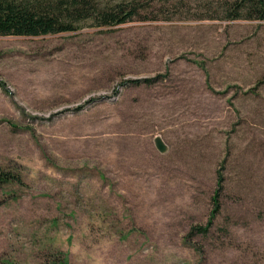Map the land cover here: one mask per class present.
I'll return each instance as SVG.
<instances>
[{
  "label": "rangeland",
  "instance_id": "rangeland-1",
  "mask_svg": "<svg viewBox=\"0 0 264 264\" xmlns=\"http://www.w3.org/2000/svg\"><path fill=\"white\" fill-rule=\"evenodd\" d=\"M220 6L0 35V264H199L218 172L202 264H264V20Z\"/></svg>",
  "mask_w": 264,
  "mask_h": 264
},
{
  "label": "trees",
  "instance_id": "trees-1",
  "mask_svg": "<svg viewBox=\"0 0 264 264\" xmlns=\"http://www.w3.org/2000/svg\"><path fill=\"white\" fill-rule=\"evenodd\" d=\"M173 0H0V35L41 36L71 32L90 22L96 27H112L131 21L162 19L163 8ZM220 13L229 20L246 18L264 20V0H219ZM156 78L125 80L117 92L130 82L152 83ZM126 84V85H125ZM4 83L0 81V88ZM124 88V87H123ZM21 174L0 168V187L21 183ZM218 188L212 197L213 209L205 224H194L185 241L200 256L199 264L206 257L205 246L196 241L215 228L221 210L222 175L218 172ZM59 264H67V259Z\"/></svg>",
  "mask_w": 264,
  "mask_h": 264
},
{
  "label": "water",
  "instance_id": "water-1",
  "mask_svg": "<svg viewBox=\"0 0 264 264\" xmlns=\"http://www.w3.org/2000/svg\"><path fill=\"white\" fill-rule=\"evenodd\" d=\"M156 145H157V147H158V149L160 150V151H165L166 150V146H165V144L163 143V141H162V139L161 138H157L156 139Z\"/></svg>",
  "mask_w": 264,
  "mask_h": 264
},
{
  "label": "built area",
  "instance_id": "built-area-1",
  "mask_svg": "<svg viewBox=\"0 0 264 264\" xmlns=\"http://www.w3.org/2000/svg\"><path fill=\"white\" fill-rule=\"evenodd\" d=\"M121 91H122V89H120ZM119 90V91H120ZM116 92V91H115ZM116 94H119V92H116ZM111 100H114V99H116V96H112V97H109Z\"/></svg>",
  "mask_w": 264,
  "mask_h": 264
}]
</instances>
